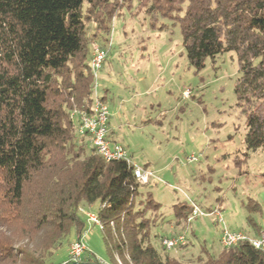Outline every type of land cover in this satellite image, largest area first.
Wrapping results in <instances>:
<instances>
[{
  "label": "trees",
  "instance_id": "trees-1",
  "mask_svg": "<svg viewBox=\"0 0 264 264\" xmlns=\"http://www.w3.org/2000/svg\"><path fill=\"white\" fill-rule=\"evenodd\" d=\"M114 1L0 0V264L70 262L57 261V252L67 243L68 253L84 231V207L95 204L105 264H264L245 242L185 259L156 248L150 239L160 204L149 193L137 200L134 165L104 162L76 135L70 115L89 113L93 101L85 25L109 30ZM138 1L152 22L179 25L196 71L207 58L236 54L244 156L264 152V0ZM191 208L173 206L177 224H186ZM86 251L82 262H100Z\"/></svg>",
  "mask_w": 264,
  "mask_h": 264
},
{
  "label": "rangeland",
  "instance_id": "rangeland-1",
  "mask_svg": "<svg viewBox=\"0 0 264 264\" xmlns=\"http://www.w3.org/2000/svg\"><path fill=\"white\" fill-rule=\"evenodd\" d=\"M114 2L112 14L117 15L109 30L90 21L86 37L88 43L107 50L96 91L105 97L110 127L131 163L151 173L148 183L140 184L137 199L149 193L160 204L151 243L158 248L164 238L184 234L186 245L168 253L180 259L194 258L201 250H220L221 225L215 217L176 223L173 206L191 202L202 209L219 202L230 230L250 236L254 226L264 230V152L244 156L245 116L234 94L240 77L236 54L207 58L196 71L186 59L177 23L162 17L152 22L142 7L144 1ZM102 11L105 7L97 14ZM96 208L97 204L83 210L95 213ZM248 216L253 224L247 222ZM83 218L88 232L84 256L106 263L99 227L89 226ZM67 256L64 243L56 260L67 261Z\"/></svg>",
  "mask_w": 264,
  "mask_h": 264
},
{
  "label": "built area",
  "instance_id": "built-area-1",
  "mask_svg": "<svg viewBox=\"0 0 264 264\" xmlns=\"http://www.w3.org/2000/svg\"><path fill=\"white\" fill-rule=\"evenodd\" d=\"M106 57V48L96 42L90 43L88 64L94 78L91 110L89 113L74 111L71 113L70 118L72 121H76V135L84 137L104 162L124 161L127 164H132L125 147L110 139L108 130L109 111L106 103L102 100L101 96H98L96 91L97 72L102 68ZM193 159L191 158L190 160ZM133 173L139 184H147L151 176L150 172L135 165ZM190 204L192 208L186 218V225L198 217H215L217 223L221 225L219 243L223 248H230L238 243L245 242L259 251L264 257V231H260L258 236L254 237L243 231L230 230L224 224L221 212L218 209L203 210L193 202ZM82 214L89 226L95 225L101 228V223L95 213L82 211ZM87 233V230H84L80 237L69 245L68 256L70 262L81 261V257L86 251L83 239L87 237ZM161 244L167 253L175 252L178 248L186 245V237L184 234H179L174 238H164Z\"/></svg>",
  "mask_w": 264,
  "mask_h": 264
},
{
  "label": "crops",
  "instance_id": "crops-1",
  "mask_svg": "<svg viewBox=\"0 0 264 264\" xmlns=\"http://www.w3.org/2000/svg\"><path fill=\"white\" fill-rule=\"evenodd\" d=\"M102 98L104 99V102H105V97H103L102 96ZM109 118H110V116H109ZM108 130H109V136H110V139L112 140V141H115V142H118V143H120L119 142V140H118V138L115 136V133H114V131H113V128H111L110 127V121L108 120ZM121 144V143H120ZM138 167V166H137ZM219 206V202H218V205H216V206H211V205H208L206 208H213V209H218L219 211L221 210L220 209V207H218ZM202 208V207H201ZM205 209V208H204ZM255 227V232H254V237H257L258 236V234H259V232L260 231H264V230H262V229H260V228H257L256 226H254ZM230 229V228H229ZM220 244V243H219ZM221 246V245H220ZM221 248H222V246H221ZM221 248H220V250H221ZM219 250V251H220Z\"/></svg>",
  "mask_w": 264,
  "mask_h": 264
},
{
  "label": "water",
  "instance_id": "water-1",
  "mask_svg": "<svg viewBox=\"0 0 264 264\" xmlns=\"http://www.w3.org/2000/svg\"><path fill=\"white\" fill-rule=\"evenodd\" d=\"M65 264H105V263H93V262H68V263H65Z\"/></svg>",
  "mask_w": 264,
  "mask_h": 264
}]
</instances>
